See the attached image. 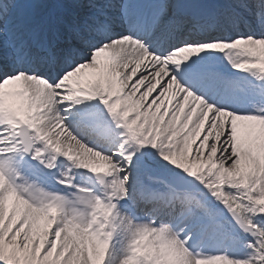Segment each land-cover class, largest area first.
I'll return each instance as SVG.
<instances>
[{
  "label": "snow or ice",
  "instance_id": "1",
  "mask_svg": "<svg viewBox=\"0 0 264 264\" xmlns=\"http://www.w3.org/2000/svg\"><path fill=\"white\" fill-rule=\"evenodd\" d=\"M0 264H264V0H0Z\"/></svg>",
  "mask_w": 264,
  "mask_h": 264
}]
</instances>
